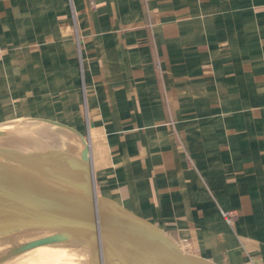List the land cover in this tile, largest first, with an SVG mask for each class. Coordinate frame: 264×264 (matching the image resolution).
Listing matches in <instances>:
<instances>
[{"label":"crops","instance_id":"0c3cea01","mask_svg":"<svg viewBox=\"0 0 264 264\" xmlns=\"http://www.w3.org/2000/svg\"><path fill=\"white\" fill-rule=\"evenodd\" d=\"M28 115L185 250L264 264V0H0V121Z\"/></svg>","mask_w":264,"mask_h":264},{"label":"water","instance_id":"95a60500","mask_svg":"<svg viewBox=\"0 0 264 264\" xmlns=\"http://www.w3.org/2000/svg\"><path fill=\"white\" fill-rule=\"evenodd\" d=\"M80 137L82 153H67L70 159L55 161V168L35 155L28 163L0 153V263L37 246L64 245L85 253L87 264H219L185 250L123 201L99 194L91 142Z\"/></svg>","mask_w":264,"mask_h":264},{"label":"bare ground","instance_id":"6f19581e","mask_svg":"<svg viewBox=\"0 0 264 264\" xmlns=\"http://www.w3.org/2000/svg\"><path fill=\"white\" fill-rule=\"evenodd\" d=\"M5 131L6 130H0V153L2 154L17 155L21 160H26L28 163H35L33 160L29 159L31 155H35L33 157L39 160L37 163H41L42 166L51 167L55 166V161L56 164H58L64 162L63 158L70 159L66 155L64 157V154L61 152V155H58L57 152L54 153L53 147L35 138L31 139L29 138L30 136H26V134H24L22 138L20 137V139L11 138V141L8 142L6 138H3L6 137V135H4ZM12 141H15L16 144H10ZM33 141H35L34 145H28L29 142ZM39 145H41L40 148H37ZM66 165L68 166L67 163ZM55 248H57V250H55ZM55 248H46L43 245L37 246L16 258L10 259L9 261H2L0 264H87L86 254L80 249L64 245H57Z\"/></svg>","mask_w":264,"mask_h":264},{"label":"rangeland","instance_id":"374dc122","mask_svg":"<svg viewBox=\"0 0 264 264\" xmlns=\"http://www.w3.org/2000/svg\"><path fill=\"white\" fill-rule=\"evenodd\" d=\"M19 119H21V120H19ZM64 120H58V119H53L51 117H43V116H36V115L16 116V117L6 118V119L0 121V129L6 130L4 133V135H6V137H3V138H6L8 140V142H10L11 138L20 139V137L22 138L24 136V134H26V136H27V135H29L30 132L33 133L34 130H32V128L35 127L33 124H32V127H31L29 133H27L28 131H25V128H27V126H26L27 121L42 122L43 127L51 128L52 131H56V133L59 137L58 143L60 142V147H61L58 149L61 150V149H67L68 143H63V140H67L66 135L68 133L72 132V130H73V128L71 129V126L69 124H67L66 121H64ZM29 136L28 137L32 139V138H35L34 136H40V135L31 134ZM34 143H35V141L29 142L28 145L32 146V145H34ZM46 143H48V140H46ZM10 144L15 145L16 142L12 141V143H10ZM40 146L41 145L37 146V148H40ZM75 152L78 153L77 151H75ZM44 247L55 248V246H49V245H44ZM55 250H57V248H55Z\"/></svg>","mask_w":264,"mask_h":264}]
</instances>
